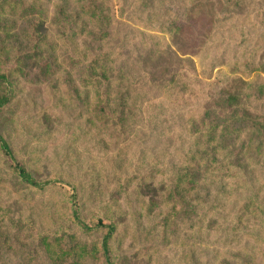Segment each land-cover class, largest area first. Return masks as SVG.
<instances>
[{"label":"rangeland","instance_id":"obj_1","mask_svg":"<svg viewBox=\"0 0 264 264\" xmlns=\"http://www.w3.org/2000/svg\"><path fill=\"white\" fill-rule=\"evenodd\" d=\"M30 1L35 3L22 4ZM63 1L68 9L76 7L75 0ZM98 1L99 10L110 9L125 19L107 40L111 43L94 42L79 57L83 49H72L52 26L50 34L58 43L49 45L55 63L48 74L40 72L43 58L22 60L31 51L28 18H21L19 8L0 6V23L12 25L0 32V72L24 69L9 76L12 98L0 111V132L11 149L10 157L0 151V208L39 229L65 228L67 202L86 221H114L110 253L116 264H264V141L253 140L238 166L227 161L234 153L212 166L228 181L226 195L256 202L251 223L236 234L231 231L232 240L225 238L224 222L217 228L204 222L199 227L193 216H181L190 207L174 216L178 206L162 204L163 184L177 165L189 161L188 148L194 144L189 124L216 109L232 79H243L246 88L263 86L264 0ZM215 13L219 20L213 21ZM167 26L174 29L167 32ZM92 52L128 76L125 109H104L100 118L93 116L90 85L80 79L87 74L82 63ZM252 107L264 111V101ZM123 110L129 113L124 123L114 118ZM245 133L247 142L251 133ZM261 143L257 154L253 146ZM15 161L35 179L54 183L42 189L27 185L17 176ZM218 186L217 181L210 185ZM72 192L75 202L69 198ZM157 209L172 215L167 231L153 217ZM4 260L22 261L13 254ZM35 264L50 262L40 258Z\"/></svg>","mask_w":264,"mask_h":264},{"label":"trees","instance_id":"obj_2","mask_svg":"<svg viewBox=\"0 0 264 264\" xmlns=\"http://www.w3.org/2000/svg\"><path fill=\"white\" fill-rule=\"evenodd\" d=\"M22 1L24 0H3L0 6L4 4L3 10L9 7L13 10L19 8L21 18H28L27 32L30 37L27 43L30 44L28 49L31 51L25 53V56L30 58L25 57L22 60L43 58L41 74L45 71V74L50 73L49 66L55 63L52 51L54 49L49 45L58 41L50 34L49 29L52 26H57L56 35L61 36L63 42L71 43L72 49H83L79 54V57H83L94 42L102 46L111 43L107 40L116 30V26L125 22L124 17H115L110 9H107V12H104L103 8L99 10L98 0H95L96 5L92 4L94 0H75L74 9H68L63 0H35V3L30 1L25 5ZM135 2L138 3L139 0ZM194 2L192 6L196 8ZM218 8L222 10V6ZM211 18L213 21L219 20L217 13ZM163 25L164 23H161L160 26ZM5 26L12 25L0 23V32L12 28L8 29ZM163 29L169 32L174 28L170 29L167 26ZM99 47L102 51L101 46ZM82 65L86 68L87 74L80 79L92 89V109H95L93 116L100 118L99 114L104 109H125V94L129 90L126 82L128 81L127 73L123 69H116L114 65L107 62V58L94 52L90 53L87 64L82 63ZM23 70L22 67L16 66L10 72H0V84L5 83L4 90L0 93V111L12 98V84L8 79L9 76L21 73ZM244 85L247 83L243 79H232L224 87L221 99L216 101V109H208L201 115L200 120L189 124L188 136L194 143L188 148L189 161L185 166L177 165L169 182L163 184L166 186V192L162 204L172 208L178 206L172 215L175 216L176 210L182 213L190 207L189 211L181 216L184 219L193 216L195 218L193 221L196 220L199 227L204 222L217 228L218 222L222 221L227 229L225 238L229 240H232L229 237L233 236L231 231L236 234L251 223L250 218L256 212V202L251 197L226 195L225 186L228 181L222 179V175L213 173L212 166L217 162L223 164L231 153H234L233 160L230 162L227 159V161L238 166L241 154L245 155L249 152L253 140L264 141V111L252 110L254 109L252 104L256 101H264V84L260 85V89L254 86L246 88ZM127 115L129 116V113ZM127 115L123 110L114 118L124 123ZM245 131L251 133L248 134L250 139L248 138L247 142L242 138L243 134L247 136ZM229 136L231 139L228 138ZM263 145L261 143L253 146L257 154L262 152L260 148ZM10 150L5 136L0 132V151L9 156ZM14 169L21 181L31 187L42 189L54 183V180L35 179L22 162L15 161ZM214 181H217L219 186L212 189L210 185ZM198 190L200 192L196 194L194 191ZM221 197L231 204L226 203ZM69 198L71 202H75L76 192L70 193ZM67 204L65 216L68 225L65 228H61L62 225H53L54 228L51 226L39 229L31 220L13 218L7 209L0 208V264H9L4 260L6 254L19 256L22 260L19 264H35L40 258H47L50 264H116L110 253V241L116 232V223L104 222L101 217L93 218L91 222L86 221L82 219L80 209L71 207L69 202ZM168 212L169 210L167 213H160L157 209L153 215L166 231L172 225L169 223L172 215L170 216ZM73 227L78 229L77 233L72 231Z\"/></svg>","mask_w":264,"mask_h":264}]
</instances>
